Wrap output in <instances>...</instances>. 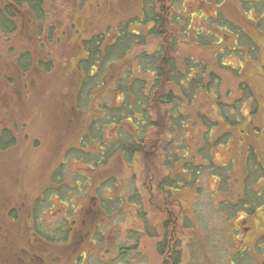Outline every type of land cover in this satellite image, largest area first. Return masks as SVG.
Segmentation results:
<instances>
[{
    "label": "rangeland",
    "instance_id": "374dc122",
    "mask_svg": "<svg viewBox=\"0 0 264 264\" xmlns=\"http://www.w3.org/2000/svg\"><path fill=\"white\" fill-rule=\"evenodd\" d=\"M152 1L145 6V19ZM241 2L243 5L244 0H157L164 21L161 35L165 38L151 35L147 39L150 49L174 42L170 52L172 67L182 69L181 57L187 55L203 64L206 73L217 75V88L216 83L210 88L206 84L192 99L178 105L174 113L182 111L186 117L183 129L177 119L178 125L170 118L171 106L156 107L159 126L144 146L145 151L130 160L113 153L99 172L88 175L89 179L80 178L84 166L89 164L64 155L70 147L79 145L88 121L96 116L97 99L87 106L86 95L79 101L82 110L71 113L70 109L75 59L82 54L75 28L86 33L113 27L139 10L140 0H46L42 21L30 22L31 12H26L19 32L0 34V128L10 129L16 137L0 151V264L4 259L10 262L20 247L39 255L44 252L40 256L44 264H163L170 260L168 255L174 249L179 251L175 264H228L229 258L235 264H264V242L253 246L246 257L231 256L235 245L220 237L223 223L234 220L236 210L231 203L245 198V191L250 202L264 204V193L256 192L264 188V0H249L246 7ZM215 12L241 26L247 36L227 35L230 31L217 23ZM22 16L21 13L19 18ZM135 23L132 21L130 28ZM185 24L189 25V34L183 39L185 35L180 33L183 34L181 26ZM143 25L152 27L150 21ZM204 25L211 33L205 31L204 43H196L194 36ZM220 34L226 35L223 43L229 40L231 44L223 45L227 49L222 54L220 45L211 44L218 41ZM108 39H112L111 34ZM245 42L254 45L252 51ZM24 50L31 58V66L25 72L14 67V58ZM168 55L169 52L165 60ZM39 60H51L50 66H39ZM123 61H130L129 56ZM119 67L107 73V83L115 78ZM235 67L239 73H234ZM196 68L190 71L187 81L195 75ZM88 80L85 87L89 86ZM181 84L186 85L185 81ZM226 104L234 108L230 107L237 120L233 126L224 116L228 113ZM103 114L105 121L110 122L106 110ZM204 120L213 123L211 130ZM96 122L99 126L94 123L88 129V136L94 141H84L82 145L91 152L104 148L99 140L102 133L103 140L108 141L113 132L110 127L103 128L101 119ZM122 135L127 141L128 134ZM167 140H171L170 145ZM190 159L194 163L209 161L210 167L204 170L202 166L197 182L189 178L188 171L182 172L186 182L191 179L188 186L177 181L171 190L163 191V178H173ZM60 161L62 170L53 182L59 184L58 189L43 193ZM223 163L227 164L223 169L214 167ZM196 170L192 171L195 177ZM76 172L79 173L75 175ZM110 178L118 183L110 187L106 182ZM242 186L246 187L244 192ZM113 195L119 197L108 203L106 199ZM29 210L31 228L47 239L43 249L33 248L25 226ZM251 215L258 216L253 227L263 229V207ZM84 216L90 224H82ZM79 229L83 234L79 253L84 249L85 254L72 260L65 246L74 240ZM162 248L165 252L160 253Z\"/></svg>",
    "mask_w": 264,
    "mask_h": 264
},
{
    "label": "trees",
    "instance_id": "16d2710c",
    "mask_svg": "<svg viewBox=\"0 0 264 264\" xmlns=\"http://www.w3.org/2000/svg\"><path fill=\"white\" fill-rule=\"evenodd\" d=\"M44 2V0H14L12 3H6L0 0V30L10 32L14 31L15 23L13 22L14 20H12V18H15L18 9L21 8L28 7L31 9V11L35 12L37 19L42 18V14L44 13ZM149 2H151V0H140L139 10L137 9L135 13L129 15L125 19H120L113 27L106 26L94 31L89 30L86 33L77 31V33H79L78 35L82 48V54L77 57L78 63L73 69L77 78L74 77L72 80L75 103L73 99L70 109H73L74 107L76 110H82L79 107V101L81 98H83V95H86L87 106H89L90 101L93 105L94 102L92 101L97 99L94 111L96 116L91 118L92 120L90 119L88 121L89 125L87 126V130L82 133L78 140L79 145L70 147V150L68 149L65 151L64 155L82 158L85 162H88L89 166L91 167H89L90 169L88 168L86 171L91 174L99 172L101 168H103L104 165L109 162V159L111 156H113V153L122 154L127 160H130L131 156L135 155L136 153L138 154L139 152L143 153L145 151L144 146L147 145L154 129L159 126L158 109H155L156 107L171 106V111L169 113L170 118L173 119L174 123L175 119H177V122L180 125L179 127L183 129L186 117L183 115L182 111L178 115L174 113L178 105H181V102H188L198 92H200L203 86L206 84L210 88L212 84L216 83L215 88H217V75L211 71L206 73L205 66L203 64L199 63V61H196L193 58H189L187 55L181 57L183 63L182 69L178 68L176 65L172 67V57L170 58V52L172 47L174 50V42H168L169 46L167 47L164 44H161L158 48L152 50L150 49L149 46L151 44L149 41H147V39L153 34H160V38L164 36L161 35V28H163L164 21L157 6V0H153L152 4H150L149 16L147 19H145L147 17V14L145 15V6L148 5ZM248 2L249 0H244L243 5L246 7L247 4H249ZM218 12H215L217 14L216 17L214 15V19L218 21L217 23L223 25L224 28H228V31L230 32L227 33V35L234 34V36H238L239 33H242L244 34V37L247 36L244 29H240L241 26L229 18L219 15ZM210 17L213 18V15H210ZM184 19L185 18H183V20ZM132 21H135L136 23L132 28H130ZM146 21H150L152 27L147 28L146 25H143V23L145 24ZM188 26H186V24L181 26L183 29V34L180 33V35H185L183 39H186L187 34H189ZM205 28L206 27L204 25L201 28L200 33L195 34L194 41L196 43H204L202 39L203 36L207 35L205 34V31H211L208 27L207 29L209 30H206ZM110 34L112 38L111 40L108 39ZM218 36L219 38L216 36L218 41L211 44L220 45L221 48L219 54H222L224 49H227L225 47L231 46V44L229 43V40L223 43L222 39H224L226 35L222 36L220 34ZM197 37H201V39H197ZM234 41L236 42V39H234ZM245 45H248L251 51L253 50L251 48H253L254 45L251 42H245ZM168 52V59L165 60L164 57L168 54ZM126 56H129L130 61H123L124 57ZM21 60L23 61L20 64V69L24 70L25 72L30 68L31 65L29 64V60L31 61L30 54L26 52L21 53L19 55V61ZM50 63L51 60L38 61L39 66H42L43 68L49 67ZM120 65L121 67H119ZM113 67H119L115 74V78L111 80L110 83H107L103 89L104 95H97L96 92L103 88L104 82L102 81H104V79L107 81L106 75L108 72H110V70H112ZM193 68H196L197 72L191 77L189 81H187L189 73H192L190 71ZM1 69L2 68L0 67V74ZM200 70H203V72L200 73ZM88 78H90L89 86L85 87L86 82L89 81ZM181 81H185L186 85L183 86ZM245 89L249 90V88L246 87ZM95 93L96 95L92 97ZM107 99L109 100L107 101ZM123 101H125V103H123ZM225 106H227L225 109L228 111V113L224 116L228 117L227 122L233 126L237 121L234 119L233 113L230 109V107L233 108V106L232 104H226ZM105 110L109 114L110 122L105 121V116L103 114ZM200 117L202 118L201 115ZM97 118L101 119V123L104 126L103 128L110 127L113 129V132H111V136H109L110 138L108 141L105 139L103 140L104 135L102 133V136H100L99 140L100 143L105 145L104 148L101 151L91 152L90 149H83L82 145L84 141L91 143L94 141V139L90 140V137L88 136V129L90 126H94V123L99 126V122H96ZM118 124H125L126 127ZM204 124H206L209 129L213 125V123L206 120H204ZM122 132L128 134L127 141H125L126 138H124ZM138 134H140V136H138ZM136 137H138V139H136ZM14 138H16L14 132H12L10 129L2 127L0 129V149H4L5 147L12 144L11 139L13 141ZM170 143L168 144L170 145ZM178 158L179 154H177L176 160H178ZM202 166L204 170L209 168V161L207 163H194L191 161V159L187 160L181 165L183 170L175 174L173 178H171V175H169L170 177L166 175L165 178H163L164 183L162 182V185L167 186V189L171 190L174 187V184L176 185V182L178 181L182 182V185L185 184L187 187V183H189L191 179L186 182L185 178L181 177V173L188 171L189 178H192L193 182H197L199 179L200 170H202ZM212 166L213 164L211 167ZM214 167L218 170L223 169L225 166L220 168L219 166L215 165ZM61 168L62 166L59 165L57 167L58 170H56V173H61ZM195 169H197L196 171L198 172L197 177H195V174L192 173V171ZM84 175L85 174L83 173L80 178H84ZM106 182L110 187L113 186V183L114 185L118 183L113 178L108 179ZM193 185L194 184H191V186ZM67 186L73 187L71 185ZM195 187L197 190L199 189L198 185H195ZM71 190L72 189H68L67 191L71 192ZM117 197L119 196H110L106 199V201L108 203H112L113 201L116 202ZM237 203V205H239L241 202L238 201ZM231 204L234 205L233 203ZM88 219L91 221L90 216ZM86 223L90 224L88 221H86ZM31 226L32 224L29 225V234L33 240V248L43 249L42 246L46 244L47 239L45 238V240L42 236H40L31 228ZM73 238L74 240L77 239L76 236H73ZM74 240H72L71 243L68 242L70 244L67 243V246H65L69 251L68 256L72 260H76L85 254L83 253L85 252L84 249L79 253V246L82 244L81 240H78V242L75 241V243H73ZM178 245L179 244H177L175 248ZM163 252H165V250L163 248L160 249V253ZM43 253L44 252L41 253V257H43ZM178 256L179 251L177 249L172 250L170 255H168L170 260L165 261L163 264H175ZM39 261L41 262V259L38 260L37 263H39ZM72 264H75V262L73 261Z\"/></svg>",
    "mask_w": 264,
    "mask_h": 264
},
{
    "label": "flooded vegetation",
    "instance_id": "af4514ba",
    "mask_svg": "<svg viewBox=\"0 0 264 264\" xmlns=\"http://www.w3.org/2000/svg\"><path fill=\"white\" fill-rule=\"evenodd\" d=\"M13 1L14 0H2V2H6V3H12ZM44 1H45L44 2V5H46V0H44ZM23 12H24V14H23ZM26 12H29V13L31 12L30 15H29V21L32 22V23H35V21H37V20L38 21H42L43 18H44V16H45V11H44V13L42 14L43 17L37 19L36 18V15H35V12L31 11V9H29L28 7L18 9V12H17L15 18H12V20H14L13 22L15 23V26H14L15 29H14V31L10 32V31H2V30H0V34H2V35H9L11 33H16L17 31L19 32L20 29H21L20 27L22 26L21 22H23L21 20L24 19L23 17H24V15H25ZM21 13H22L23 16H22V18H19V16L21 15ZM75 31H76V33H77V31L81 32V30L78 29V28H75ZM246 33H247V31H246ZM23 52L29 53V52H27V50L20 51L18 53V55L14 58V67H15V70H20V64L22 63L23 60L19 61V55L21 53H23ZM77 60L78 59L76 58L75 59L74 66H76V64L78 63ZM29 64H31V61L30 60H29ZM0 67L1 68L3 67L1 65V61H0ZM238 67L241 68L242 66L241 65H238ZM238 67L233 68V69H235V73H239L238 72L239 71L238 70ZM0 75H2V74H0ZM0 77H2V76H0ZM74 77H76V73H75ZM74 77L72 79H74ZM102 82H104L103 83V88H101L100 90H98L96 92L97 94L101 93L100 96L104 95L103 89L107 85V81H105V79ZM102 82H100V83H102ZM76 85H77V83H76ZM96 93L92 97H94L96 95ZM71 110H72L71 113H76V111H79V110H76L74 107ZM168 141L170 142V140H167V142H166L167 144L169 143ZM152 142L154 143V138H152ZM8 147L9 146L5 147L4 149H0V151H3V150H5ZM140 154H142V153L139 152V155ZM85 163L88 164V162H85ZM259 163L263 165V162H259ZM59 165L60 166L62 165V161H60ZM224 165H227V164L226 163H223V164L219 165V167L221 168ZM89 167H91V166H89V165L84 166V169H85V172H84L85 175H84V177H86V179H89V176L88 175L91 174L88 171H86ZM58 169L55 168L52 171L51 176H50V178H51L50 181L51 180L52 181L49 182V186H47V187H45L43 189V193L47 192L50 189L51 190H57L58 189L59 184H57V183L54 184L53 183L54 180H55V178L58 176V173L59 172L56 173V170H58ZM262 171H263L262 177H264V165L262 166ZM78 173L79 172H76L75 175H77ZM226 176H227L226 183H228L227 179H228V177H230V174L228 173V175H226ZM216 183H217L216 184V187L219 189V187H220L219 179L217 180ZM160 187L163 188L162 189L163 191L164 190H167L166 186L165 185H162V183L160 184ZM244 188H246V187L245 186H242V188H241V191L242 192H244L246 190V189L244 190ZM252 189H254V188H252ZM254 191H256V190L254 189ZM256 192L258 194H260V192L264 193V188H262L260 191H256ZM220 194H221V192H220ZM244 196H245V198H243V199H237L235 202H233L234 205H231L236 210L235 211V214L233 216L234 220L231 221V222L223 223V225H222V227L220 229V237L223 240H225V241L226 240H230V244L233 243L235 245L236 250H235V252H231V256H237V255H239V256L246 257V255H249L250 254V251L255 246H258V244L260 242H264V228L260 230L259 228L253 227V223L254 224L257 223L258 216L256 218H254V216L251 215L255 210H258L260 207H263V209H264V204H255V203H252V201L250 202L246 191L244 193ZM40 197L42 198V196H39V198ZM238 201L241 202L239 205H237L238 204L237 203ZM236 208H238V209H236ZM166 210L169 213H171V211H172L169 207H167ZM91 211H93V210H91ZM89 212L90 211H88L86 213L88 214ZM86 213L84 212V214H86ZM238 213H241V214H238ZM31 217H32L31 216V211L29 210L27 212L26 217L24 218L25 226L27 227L28 230H29V225L31 224ZM261 220L264 223V217ZM82 224H85L86 225L85 216H84V218L82 220ZM262 226L264 227V224ZM76 233H77V235H76ZM76 233H75V235H76L77 239H75L73 241V243H75V241L78 242V240L79 241L81 240V243H82V239H83L82 230L79 229L78 231H76ZM27 240L29 241V238ZM262 248L264 250V247H262ZM27 249L26 248H23V247H20V248L16 249L14 251L16 253L15 257H13V259L10 262H8L5 259L2 260L3 261V264H12V263L13 264H44L43 262H40V261H39V263H37V261L41 259L39 254H36L35 252L30 253L29 250H27ZM19 252L21 254H18ZM261 255H262V258L264 260V252L261 253ZM254 256H256V254H253V257ZM231 259L232 258H229V262L230 263H228V264H235L233 261H231ZM251 264H254V261H252Z\"/></svg>",
    "mask_w": 264,
    "mask_h": 264
}]
</instances>
